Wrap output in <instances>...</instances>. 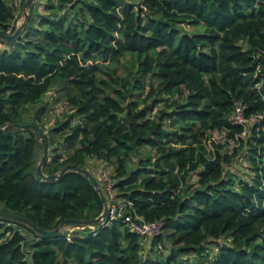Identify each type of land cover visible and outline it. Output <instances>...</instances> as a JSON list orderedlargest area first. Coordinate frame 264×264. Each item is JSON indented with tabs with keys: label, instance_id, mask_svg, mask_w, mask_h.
Instances as JSON below:
<instances>
[{
	"label": "trees",
	"instance_id": "16d2710c",
	"mask_svg": "<svg viewBox=\"0 0 264 264\" xmlns=\"http://www.w3.org/2000/svg\"><path fill=\"white\" fill-rule=\"evenodd\" d=\"M17 12L0 0V32ZM129 54L128 77L104 65ZM50 92L65 110L46 129ZM237 102L264 113V0H35L20 37L0 40V126H39L47 174L112 166L126 213L163 227L145 236L119 217L42 238L0 219V264H264V119L233 148L212 140L243 132ZM41 155L33 131H0V209L44 229L98 217L85 175L37 180Z\"/></svg>",
	"mask_w": 264,
	"mask_h": 264
},
{
	"label": "water",
	"instance_id": "95a60500",
	"mask_svg": "<svg viewBox=\"0 0 264 264\" xmlns=\"http://www.w3.org/2000/svg\"><path fill=\"white\" fill-rule=\"evenodd\" d=\"M35 0H25L23 4V20L17 24L16 29L13 32H0V40L5 41L7 43H13L17 38L20 37L21 32L23 31L28 19L30 18V12L33 7V3ZM8 128H18L23 130H31L34 132V134L37 136V139L42 144V155L39 163L36 166V177L37 180H45V181H56L62 178V176L68 172V171H77L86 177L91 181V183L94 185L95 189L97 190L102 203L104 205V209L102 213L93 219H63L60 224L53 228V229H44L39 227L35 222L30 220L29 218L5 211L3 209H0V219L4 220H10L16 223H22L38 233L42 236V238H48V237H57L60 236L62 233H64L68 227L70 226H96L101 224L104 220L108 218L109 215V205L107 203V198L103 192L101 182L98 178L97 173L92 172L89 168H83L77 164H68L66 165L59 173L56 174H47L44 172L43 167L47 160V155L49 152L48 143L44 137V134L40 130L39 126H37L34 123H14V124H8L6 126H0V131H4Z\"/></svg>",
	"mask_w": 264,
	"mask_h": 264
},
{
	"label": "built area",
	"instance_id": "2783aa9c",
	"mask_svg": "<svg viewBox=\"0 0 264 264\" xmlns=\"http://www.w3.org/2000/svg\"><path fill=\"white\" fill-rule=\"evenodd\" d=\"M262 119H264V113H258L250 118L246 117L242 103L237 102L233 113L230 115V120L235 124L243 125V132L241 134H236L234 137H229L226 131L216 129L212 132V140H215L217 143H225L228 147L233 148L237 146L240 138L243 139L246 137L249 125ZM99 174V180L109 205V215L108 218L102 222L103 224H109L110 221L122 217L124 222L127 223L133 231L139 234L145 236H155L162 231V221L140 222L133 219L131 215L127 214L125 211V202L117 198V193L114 188V180L111 177L110 172L105 168H102L100 169ZM81 227L84 228L83 226L68 227L65 231L67 232V238L70 239L72 233ZM93 234H96V230H94Z\"/></svg>",
	"mask_w": 264,
	"mask_h": 264
},
{
	"label": "rangeland",
	"instance_id": "374dc122",
	"mask_svg": "<svg viewBox=\"0 0 264 264\" xmlns=\"http://www.w3.org/2000/svg\"><path fill=\"white\" fill-rule=\"evenodd\" d=\"M43 1V0H42ZM11 2L17 7V15H18V22L17 24H19L20 21L23 20V6L21 8V5H23V3L25 2V0H11ZM189 29H191L190 27H188ZM105 66H110V69H107L108 71L114 73V68L117 70V74H119L121 77H128V74L130 73H134L137 70V64H136V57L132 54H129L127 56H124L121 59V62L119 64H112V63H108L106 62L104 64ZM102 77H105L104 74L100 75ZM54 94L52 92L48 93L44 98H43V102H49V115H46L45 119H44V127L47 129L49 126L53 125L55 122V116L57 114H61L62 112H64L65 110V106L62 103L56 104V105H51L53 103V100L51 99V97ZM159 107H162V104L158 105ZM30 112H33V110L31 109ZM29 114V112H28ZM29 116V115H28ZM98 161V160H96ZM101 162V161H99ZM244 163L245 165H247V162H244L243 160H239L238 163ZM105 163L101 162V167L98 169L97 171V175L98 178L100 176V169L102 168H106V170H108L109 172L112 171V166L106 165ZM238 165V164H237ZM243 170V169H242ZM249 172V171H248Z\"/></svg>",
	"mask_w": 264,
	"mask_h": 264
},
{
	"label": "crops",
	"instance_id": "0c3cea01",
	"mask_svg": "<svg viewBox=\"0 0 264 264\" xmlns=\"http://www.w3.org/2000/svg\"><path fill=\"white\" fill-rule=\"evenodd\" d=\"M11 2V0H9ZM12 3V2H11ZM89 163L94 167L95 173H97L98 169L101 167V162L96 161L94 159H89ZM66 230V229H65Z\"/></svg>",
	"mask_w": 264,
	"mask_h": 264
}]
</instances>
